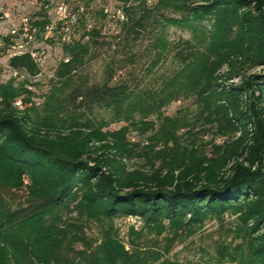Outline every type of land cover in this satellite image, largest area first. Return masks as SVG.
<instances>
[{
    "label": "trees",
    "instance_id": "trees-1",
    "mask_svg": "<svg viewBox=\"0 0 264 264\" xmlns=\"http://www.w3.org/2000/svg\"><path fill=\"white\" fill-rule=\"evenodd\" d=\"M118 1L127 17L122 24L130 19L132 32L157 15L156 26L189 30L192 38L175 47L179 67L158 90L132 97L124 85L80 88L76 107L104 105L113 121L148 132L155 127L150 115L192 99L222 143L211 142L207 153L194 142L183 145L179 131L188 122L169 116L142 146L129 142L127 126L103 131L92 120L76 119L63 128L41 127L14 105L30 91L22 83L1 84L0 264H158L154 252L132 244L134 250L126 249L113 221L137 217L147 228L168 223L190 235L226 213L236 217L245 252L264 264V71L243 74L264 65V0H157L154 13L147 0ZM135 6L146 16L132 19ZM92 34L97 31L88 38ZM155 43L162 53L172 48L160 34ZM88 44L65 45L68 60L59 64L58 79H69ZM9 63L37 71L28 54ZM134 157L146 166L129 168ZM13 188L27 192L15 206L5 195ZM88 221L106 223L95 244L84 234ZM78 243L84 248L77 250Z\"/></svg>",
    "mask_w": 264,
    "mask_h": 264
},
{
    "label": "rangeland",
    "instance_id": "rangeland-1",
    "mask_svg": "<svg viewBox=\"0 0 264 264\" xmlns=\"http://www.w3.org/2000/svg\"><path fill=\"white\" fill-rule=\"evenodd\" d=\"M5 8L10 10L11 18L19 16L31 17V22L38 21L40 31L35 37L33 46L41 53L44 52L41 76L24 74L13 77L12 73L0 67V85L12 82L14 86H22L28 89L16 97L14 105L20 113L28 110L31 122L44 127L52 124L54 127L63 128L73 120L89 119L102 126L103 131L118 130L123 126L129 127L127 135L131 144L145 145L151 136L162 124L164 116L182 118L188 122L186 128L179 131L183 145L196 147L203 151L211 150V142L222 143V138L214 135V128L206 122L204 117L198 114L196 104L192 99L178 100L164 107L160 114H152L147 120L153 121L154 129L148 132L135 129L133 125L125 122H115L111 110L104 105L95 104L92 109H79L76 105L81 101L75 97L77 90L96 85L107 84L109 86L124 85L129 94L144 96L148 91L158 90L165 80L177 71L179 64L174 56L176 46L183 40L191 39L189 30H183L176 26H165L153 23L159 16L154 15L149 21L143 20L142 28L131 31L130 19L126 26L119 22L118 9L123 3L118 0H79L71 7L70 20L67 25L70 30L75 29V36L70 43L61 40V25L58 24L56 9L53 4L44 7L43 0H0ZM157 0H147L146 7L154 13ZM82 7L81 8L79 7ZM141 6V5H140ZM143 7L135 6L130 12L132 19L139 18L143 14ZM146 16V15H145ZM126 17V16H125ZM127 19V17H126ZM152 21V22H151ZM88 24L97 34H92L88 39L84 38V30ZM39 27V26H38ZM8 32L6 20L0 15V41L5 42ZM163 35L171 47L169 51L162 53L155 43V36ZM45 36H48L47 39ZM76 41L88 42V51L83 61L77 64L67 80L58 79L56 70L59 64L67 58L65 45H72ZM0 51V64L6 61ZM264 71V65L254 68H244L243 74H253ZM234 78L230 82H238ZM157 149L160 146L156 147ZM129 168L146 166L145 160L134 157L127 161ZM26 182V181H25ZM24 188H13L6 193L8 200L15 206L25 200ZM74 216V214H73ZM236 217L230 213L221 218H209L193 234L176 231L164 223L160 229L147 228L137 217H120L113 221V230L125 245L126 249L134 248L143 252H154L160 262H178L202 264H255L242 244V237L237 231ZM109 225V223H107ZM105 222L88 221L84 228V234L94 244L99 242ZM225 248L226 254L220 253ZM77 250L84 246L75 245Z\"/></svg>",
    "mask_w": 264,
    "mask_h": 264
},
{
    "label": "built area",
    "instance_id": "built-area-1",
    "mask_svg": "<svg viewBox=\"0 0 264 264\" xmlns=\"http://www.w3.org/2000/svg\"><path fill=\"white\" fill-rule=\"evenodd\" d=\"M45 2L44 7H48L50 4H53L56 9L57 21L60 24L62 33L61 40L63 42H68L73 40L75 36V29L69 28L67 21L72 17L71 7L76 5L79 0H43ZM79 8L82 7L80 6ZM0 15L6 20L8 32L4 39L5 42L0 41V51L4 49L2 54L6 58V61L0 64V67H3V70L12 73L13 77L24 76V74H31L26 69H16L13 68L9 61L15 56H20L28 54L32 61L37 66V71L32 74L33 76H41L43 74L44 68L42 67V62L44 58V52L39 53L33 46L35 42V37L39 33L40 27L34 25V22H31V17L29 16H19L16 19L11 18L10 10L5 8L4 4L0 1ZM125 13L123 11V6L118 9V19L119 22L126 21ZM91 31V25L88 24L87 28L84 30V38H88V33ZM48 36H45L47 39ZM68 58H65L63 61H67ZM31 86H28V89Z\"/></svg>",
    "mask_w": 264,
    "mask_h": 264
}]
</instances>
